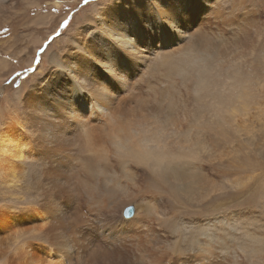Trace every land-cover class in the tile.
I'll use <instances>...</instances> for the list:
<instances>
[{"label": "snow or ice", "instance_id": "1", "mask_svg": "<svg viewBox=\"0 0 264 264\" xmlns=\"http://www.w3.org/2000/svg\"><path fill=\"white\" fill-rule=\"evenodd\" d=\"M92 2L93 0H84L85 5ZM216 2L217 0H209V3ZM145 4L150 16V21L145 26L147 33L160 27L176 45H189L181 53L182 62L191 72H196L197 76L209 75L216 70L218 65L209 64L212 57L193 58L192 50L200 46V37L189 36L191 30L185 27L166 0H145ZM115 7L116 0H95L94 6L75 23H72L71 18L65 19L59 27L66 31H55L39 49L35 63L39 65V57L48 52L49 75L59 77V84L53 82L49 85L46 83L47 78L41 77L30 86L26 96H22L19 91L11 95H0V167L22 160L20 154L25 147L28 148L27 155L40 158L41 165L46 169V179L43 185L37 186L44 193L38 215L49 223L33 235V246L46 256L62 259L64 264H75L78 251L87 255L88 248L84 245L89 243L90 238H98L97 233L102 227L122 232L131 231L137 225L148 224L156 216L150 202L164 206L165 197L171 199L169 185L173 183L172 177L177 171L198 174V179L209 171L202 167L205 160L194 154H186V150L187 153L192 152L188 147L192 142L191 135L187 137L186 144L177 142L175 147L178 151L161 156L158 148L144 152L134 140L119 144L111 142L108 125L94 129L84 118L94 116L101 124L102 115L107 116L113 124L124 118L128 109L126 104L120 105V96L132 87V67H147L158 59L157 51H163L157 49L154 43L149 45L139 37H134L123 22L113 15ZM228 7L233 13L227 18V23L233 29L228 33L231 38L229 43L240 42L255 46L260 38H264V4L253 3L252 0H228ZM256 20L260 23L253 26L252 22ZM57 38H60V43L49 51V45ZM253 55L257 53L253 52ZM258 58L264 64V47L260 48ZM26 71L35 72V69ZM6 83L11 84L13 81ZM59 88H63V91H59ZM45 90L46 96L38 95ZM73 97L86 98V105L80 107L75 104ZM162 127L171 132L175 125L165 116ZM98 144L110 149L107 155L111 159L108 162L116 164L122 174L129 169L135 173L131 178L135 183L131 184L130 191L137 200L135 204L126 207L125 214L136 219L126 221L121 213L114 210V205L104 207L97 203L95 190L83 181L84 169L77 166L81 164L78 153L95 156L88 149ZM87 163L92 168L96 166L95 160ZM254 175L259 178L246 185H235L225 177H217L222 180V193L212 195L219 199L226 193L228 199L224 202L231 206L220 207L218 213L209 214V220L200 221L211 223L213 220L242 217L260 221L258 228L252 225L260 233V238L243 230L245 235L230 245L234 253L253 255L257 248L264 253V175L255 172ZM120 196L121 193L116 191L113 199ZM208 199L211 200L212 196ZM138 208L143 213L139 217ZM7 226L8 213L0 212V232L5 231ZM48 236H51L50 241L45 240ZM41 243H48L50 246L42 248ZM204 255L205 260L200 264H210L211 257L208 253ZM242 258L247 256H235L237 260ZM176 264L192 262L178 257Z\"/></svg>", "mask_w": 264, "mask_h": 264}, {"label": "rangeland", "instance_id": "2", "mask_svg": "<svg viewBox=\"0 0 264 264\" xmlns=\"http://www.w3.org/2000/svg\"><path fill=\"white\" fill-rule=\"evenodd\" d=\"M2 1L0 0V95H11L19 91L22 96H26L29 94L30 86L41 77H45L50 70L48 52L39 57V65L35 63L39 49L44 46L48 37L55 34V31H65V29L59 27L65 19L71 18L72 23H75L88 9L94 6L95 0L88 5L84 4V0ZM252 2L264 4V0H252ZM53 9L57 11H53ZM210 9L209 15L205 16L202 21L203 32L201 33L206 36V40L200 39L201 46L193 50L195 53L203 54L204 52L201 50H204L205 43L208 44L207 39L211 41L210 57H212V60L209 61V64L212 66L218 65L214 72L209 75L201 74L197 76L196 72H191L187 67L183 70L185 65L182 64L177 71L170 70L169 73L166 72L168 69L164 67L162 70L163 66L154 62L152 66L156 69L154 70L150 64V70H147L143 76L141 75V79L135 83L139 98L135 96V99L132 100L133 97L129 99V95L124 93L120 96V105L126 104L127 109L134 107L137 109L138 116H140L139 110H142L146 104L148 106H146V109L148 111L151 109L146 118L147 123L152 126L148 128V134L150 133V137L154 138L155 143L164 141L165 145L162 144L161 148L166 149H163V152H166L165 156L178 151L175 147L177 142L184 145V143H187L185 142L187 137L191 135L192 142L188 147L192 149V152L187 153L186 150V154L193 153L199 156L201 160H205L206 163L202 167L209 170L206 174H203L205 176L202 177L204 180L194 179L199 182L198 185L200 184V186H197L196 194L192 200L187 197L188 195L185 192L176 190L173 182L169 185L170 190H172L169 192V196L172 200L166 196L164 206L150 202L151 208L156 209L155 211L158 212L154 216L155 218H152L153 220H150L144 226L142 225L143 228L149 227V230L146 233L144 232L141 239V246H144L146 239H148L151 242L148 243L150 248L141 247V252L140 250L134 251V254L132 253L133 259H129V255L123 253L124 262H129L131 259L137 261V263L133 261L135 264H140L145 260L148 262L145 251H151L152 247L155 252L158 250L156 247L163 246L164 248L169 247V253L164 254V257L166 263L170 264L169 256L176 254L170 252L172 251L171 247L178 246L187 249L191 246L189 243L192 244L195 234L205 233L207 223L200 221L209 220V214L218 213L220 207L228 208L231 206L230 203L224 202L228 199L226 193L219 199L212 195L213 193H222L220 187L222 180L217 179V177H225L235 185H246L259 178L254 175V172L264 175V64L258 58L260 48L264 47V38H260L255 46L240 42L229 43L231 38L228 37V33L233 29L227 23V18L233 13L229 11L228 0H217L216 3H212ZM256 14L259 15V12ZM252 23L253 26H256L260 21L256 20ZM69 27H71V24ZM191 33L192 31H190ZM225 37H228V40H225ZM59 43L60 38H57L49 45V51L51 47L58 46ZM185 45L186 48L189 47L187 44H182V47H185ZM161 49L164 50L165 48ZM253 52L257 55H253ZM203 58L206 59L207 57ZM160 66L161 68H157ZM26 69H35V72L26 71ZM17 73H20V75L17 76ZM9 80H12L13 83H6ZM141 101H145V104L143 102L142 104ZM165 116L171 119L172 124L175 125L171 132L164 127L162 128L161 124H163ZM0 119H2V116H0ZM127 119V117H124L121 122L127 125ZM97 122L95 125L99 124ZM133 125L137 126L138 124L133 123ZM124 129L127 130L125 125ZM160 134L163 135V138L155 137ZM153 141L151 142L153 146L158 148L160 145L155 146ZM109 150V148H106L102 155L107 157L103 163L110 167L113 163L108 162L111 159L107 155ZM210 156L212 157L210 158ZM114 165L116 166V164ZM116 167L118 174H122L121 169L118 166ZM134 174L129 169L127 173L122 174V181L126 184L131 183ZM31 179L32 175L29 181L26 182V186L24 185L25 188L21 184L14 188L11 186L6 187L0 183V207L3 205L2 208L8 213V216L13 217L18 210L26 206L38 207L35 201H39L40 192L35 190L33 184H31ZM194 180L192 179V181ZM18 191H22L23 199L16 193ZM130 195L131 201H135V204L137 197L134 193ZM209 196H212L211 200L208 199ZM133 202L126 206L133 205ZM164 207L167 208V211ZM124 208L121 214L122 218L126 219L124 215L126 208ZM174 213L175 215H173ZM220 214L223 215V213ZM132 218L127 217L126 220ZM192 224H195V227ZM210 224L212 225L210 233L213 234L212 236L218 237H215L216 240H219L221 236L228 237L231 243L239 241L241 236L245 235L243 231L245 229L258 239L260 238V233L252 225H256L258 228L261 222L253 218L242 217L230 221L226 220V222L225 219H220L213 220ZM24 227L25 225H22L20 229H24ZM152 227L159 231L153 230ZM239 236L240 238H237ZM229 237L232 239L230 240ZM142 253L146 256L145 258H143ZM132 254H130V257ZM237 254L246 255L247 258L237 260L228 256L226 263L222 261L220 256L218 260H214V264H264V259L254 257L255 254L248 255L243 252ZM158 255H161L159 251ZM115 256L112 257L114 258L113 262H117L116 260L122 257ZM178 256L182 258L183 254ZM50 258L52 257L50 256ZM0 264L4 263L0 260Z\"/></svg>", "mask_w": 264, "mask_h": 264}, {"label": "bare ground", "instance_id": "3", "mask_svg": "<svg viewBox=\"0 0 264 264\" xmlns=\"http://www.w3.org/2000/svg\"><path fill=\"white\" fill-rule=\"evenodd\" d=\"M166 2L168 3L169 7H171L178 14L180 19L184 23L185 27L192 31L191 34L189 32V36L197 35L200 37L201 40H206V36L202 34L201 32H203L202 31V21L204 20L205 16L209 15V12L211 10L210 8H211L212 3H209V0H166ZM113 15L118 17L123 22L124 26L129 30L130 33L133 34L134 37H139L142 41L148 43L149 45L154 43L157 49L165 48L163 51H157L158 59L155 61L156 64H160L161 66H163L162 70L165 67L166 69H168V70L165 69L166 72H169L170 70L177 71V69L181 67L182 64L185 65L183 67V70H184V68L186 67V64L182 62L183 57L181 53H184L185 50L187 49L186 45L185 47L184 46L182 47V44L176 45L173 42L172 38L168 36L167 33L160 27L154 28L150 34L146 32L145 26L149 23L150 16L147 12V6L145 4V0H116V7L113 9ZM207 40H208V44L205 43L204 50H201L204 52L203 54L195 53L194 50H192L193 58L200 59L201 57H210L211 55L210 48H212L211 41L209 39ZM150 64L151 66L154 65V63L153 64L150 63ZM150 64H148L147 67H143V66H133L132 67L131 69L132 87H130L127 92H124V94L129 95V99L133 97L132 100H134L135 99L134 97L138 96L137 93L139 94V92L137 90V93H136L135 83L137 82V80L141 79L140 78L141 75L143 76V74L147 72V70H150L149 68ZM161 66L157 68H161ZM155 69L156 68H154V70ZM45 77L47 78L46 83H48L49 85H51L53 82H55L56 84L60 83V78L54 75H49V72L46 74ZM64 87H67V85H65ZM58 90L63 91V88H59ZM38 95L46 96L47 90H45L42 93H38ZM125 100L127 99L125 98ZM73 102L79 105L80 107H84L87 103L86 98L84 97H73ZM142 102L143 101H141V103ZM146 106L147 104L143 106L142 110H139L140 116H138L137 109H135L134 107L128 108V114L125 116L129 119V120L127 119V125L124 124V122H121L122 119H118L113 124L110 122L107 116L105 115L101 116V120L103 121V123L108 125V129L110 130V135L112 137V142L119 144L122 142H126L127 140H134L135 143L138 145V147L142 149L144 152H151L153 149L157 148V147H154L153 144L151 143L154 138L150 137L151 136L150 133L148 134V128L152 126L147 123L146 118H147V114L148 113L150 114L151 109L149 108L150 111H148L146 109L148 106L147 107ZM131 117L132 118L134 117V118L132 119ZM84 118L88 120V122L93 126L94 129L103 127L105 125V124H101L97 122L94 116H86ZM92 119L94 120L93 122H92ZM96 122L99 124L95 125ZM132 122L137 123L138 125L134 126ZM122 124H124L125 128H127V130L129 131L125 130L124 125ZM162 136L163 135L160 134L159 136H155V137L161 139L163 138ZM153 142L155 143V141ZM162 144L165 145L164 141H160V142L158 141L155 143V146L160 145L158 147L159 153L161 156H165L166 152H163V149L165 148L163 149L161 148ZM105 150H106V147L103 144H98L94 148L88 149L89 152L95 153L96 154L95 156H88L83 153H78L81 164L77 166L83 167L84 174H83L82 179L86 184L90 185L95 190L96 202L103 205L104 207H112L114 205L115 206L114 210L117 211L118 213H121V211L127 204L129 205V204H132L130 202H133L131 201L132 199H130L131 198L130 194H133V192L130 191V188H131V184L135 183V181L133 180L131 183L126 184L125 182L122 181L123 175L118 174L117 172L118 171L116 167L117 165L115 166L113 163V165L109 167V165L103 163V161H106V159L102 155V152H104ZM27 151H28V148L25 147V149L20 154L22 156V160H18L17 163L0 167V183L1 185H4L6 187L11 186L14 188L18 184H21L22 187L25 188L26 182L29 181V178L32 175L31 184H33V187L35 188L36 191L40 192V195H39L40 199L39 201H35L36 204L38 205L37 208H34L33 206H26L18 210L17 214L14 215L13 217L8 216V226L5 231L0 232V260L4 264H64V261L62 259H55L51 255L46 256L43 251H40L38 250L37 247L33 246V239H32L33 235L37 232H40L41 229H43L45 225L49 223L48 221L41 219L38 215L40 213V205L43 203L44 193L43 191L38 190L37 186L44 184V181L46 179V169L44 168L43 165H41V161L38 156H29L26 154ZM199 151H203V150H199ZM13 155H15V153H13ZM211 157L212 156H210V158ZM89 160H95V165H96L95 168H92L88 165L87 162ZM73 163H75V161H73ZM38 173H39V176L37 175ZM197 175L198 174H187L186 172L181 173L177 171L175 175L172 177V180L175 183L174 188L176 190H181L185 192L188 195L187 197H189L190 200H192V198H194L196 194L197 186H200V184L198 185L199 182L195 181L194 179L198 181L204 180V178L198 179ZM192 179L194 181H192ZM137 187H140V185H137ZM116 191H119L121 193V196L118 199H113L114 193ZM16 193H18L21 196L20 198L23 199L24 196L21 194L22 191H18ZM110 200H112L111 204L109 203ZM2 207L3 205L0 207V212H5V210ZM171 207H173V205H171ZM168 210H171V209H168ZM166 211H167V208H166ZM29 213H31V215H29ZM142 214L143 213L138 208L137 217H139ZM173 215H175V213ZM132 219H136V217H133ZM195 224H192V225L195 227ZM22 225H25L24 229H20ZM143 226L137 225L131 231L124 230L122 232H114L107 226L102 227L101 229H99L97 233L98 238H90L89 243L84 245L86 248H88V254L85 255L83 251L77 252L75 264H135V262L137 263V261L135 260H133L135 262L132 261V259L134 258L133 252L137 250H140L141 252L142 250L141 247L149 249L150 247L148 246V243H151L148 239L145 238L146 241L144 243V246H141L142 236L144 235V232L146 233V231L149 230V227L143 228ZM211 226L212 225L210 223H207L205 227V233L201 235H198L199 233L195 234L193 236L192 244L189 243L191 246H189L188 248L186 247L187 249L185 248L182 249V248H179L178 246L171 247L172 251L170 252L171 253L174 252L176 254L169 256L168 259L170 261V264H176V260L179 257L178 256L179 254H183V257L182 258L179 257V258L185 259V260H191L192 264H196V259H197V264H200V262L204 261L205 253H208L209 257H211L210 264H214V260L216 258H220V256L222 257V261L223 262L225 261L226 263H227L226 260H228L227 259L228 256L235 258V256L238 254L234 253V251L230 248V245H232L233 242L232 243L229 242L228 237H221V236L219 240H216L215 239L216 236H212L213 234L210 233ZM152 229L156 230L154 227H152ZM153 234H155V232H153ZM237 238H240V236ZM45 240L50 241L51 236L45 237ZM152 244H154V242H152ZM49 246L50 245L48 243L40 244V247L42 248H48ZM165 247H166V243H165ZM168 248L169 247L164 248L163 246H159V247H156V249L158 250L155 249L156 251L154 252L151 247V251H145L147 254L148 262L149 261L150 262L148 263L147 260H145L144 262L140 264H167L164 254L169 253ZM116 249H119V251H116ZM158 251L161 253V255H158ZM123 253L129 255L128 257L129 259L132 257L133 258L129 262H124ZM130 254H132L131 257H130ZM143 254L144 253H142V256H144ZM254 254H255L254 257H258L261 260L264 259V255L262 256L263 253L259 248L255 250ZM115 255H119L122 257L118 258L116 260L117 262L114 261L115 262L114 263L113 262L114 258L112 257H114ZM50 256L52 258H50ZM145 257L146 256H144L143 258Z\"/></svg>", "mask_w": 264, "mask_h": 264}, {"label": "water", "instance_id": "4", "mask_svg": "<svg viewBox=\"0 0 264 264\" xmlns=\"http://www.w3.org/2000/svg\"><path fill=\"white\" fill-rule=\"evenodd\" d=\"M124 215H125L126 217H130V214H125V213H124Z\"/></svg>", "mask_w": 264, "mask_h": 264}]
</instances>
